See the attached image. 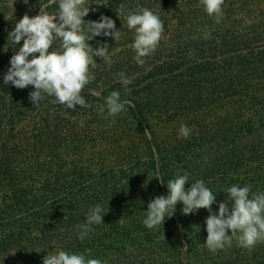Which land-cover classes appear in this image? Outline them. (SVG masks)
Wrapping results in <instances>:
<instances>
[{
	"label": "trees",
	"instance_id": "obj_1",
	"mask_svg": "<svg viewBox=\"0 0 264 264\" xmlns=\"http://www.w3.org/2000/svg\"><path fill=\"white\" fill-rule=\"evenodd\" d=\"M46 3L0 0V264H43L61 250L122 264L121 249L137 238L147 243L148 203L167 196V182L185 173L186 191L203 180L218 205L232 185L249 186V198L264 192V0H224L219 22L200 0H87L85 23L106 16L121 35L88 42L94 50L107 44L111 63L93 57L95 79L81 93L90 106L75 111L46 94L33 107L32 85L4 83L11 57L23 46V40H8L9 32ZM142 8L164 25L143 65L130 46L135 30L127 26V16ZM47 11L56 13L58 4ZM119 73L131 83L122 84ZM112 91L132 106L115 116L106 108L100 114ZM208 112L214 115L209 136ZM188 118L200 130L177 137L171 124ZM98 204L103 223L80 240L76 226ZM183 208L177 202L174 215L165 217L177 233L170 244L175 252L207 233L209 211L184 214Z\"/></svg>",
	"mask_w": 264,
	"mask_h": 264
},
{
	"label": "clouds",
	"instance_id": "obj_2",
	"mask_svg": "<svg viewBox=\"0 0 264 264\" xmlns=\"http://www.w3.org/2000/svg\"><path fill=\"white\" fill-rule=\"evenodd\" d=\"M27 4L28 0H24ZM87 0H47L40 7V12L34 17L27 14L9 32L8 40L15 45L23 40V46L10 59V68L4 76V83L9 82L16 88L23 89L29 85L34 91L29 93V99L34 106H39L47 96L55 97L56 102L66 109L75 111L76 106L89 107L81 93L86 85L94 80L89 72L96 62L93 57H100L110 64L107 44L93 49L89 41L94 36H112L115 41L120 38V31L115 29L112 19L101 16L100 21L85 23L88 15ZM209 16L215 15L216 22L223 16L222 5L224 0H200ZM58 4L56 13H49L47 9ZM127 26L135 30L134 43L131 47L136 52L138 64L145 63L143 57L150 55L158 46L164 31V25L158 15L147 8L133 12L127 16ZM85 27L87 33H85ZM90 34V35H89ZM56 41L60 43L54 46ZM54 46V47H53ZM53 50L49 52V48ZM39 53L29 59L30 54ZM121 83L127 86L131 80L124 73L118 74ZM93 95L100 96L99 92L92 91ZM104 104L99 106V113L105 108L108 116L121 113L125 106H132L130 100H122L120 92L112 91L103 97ZM191 129L181 125L178 134L187 138ZM161 183L162 178L157 177ZM189 181L187 173L178 175L167 182L168 195H160L148 203L146 218L143 224L152 229L163 224L165 217L171 218L175 212L177 202L184 205L183 213L189 214L201 208L209 211L207 217V238L205 246L215 253L231 245L235 237L238 245L251 250L258 242H264V192L256 193L249 198L250 187L232 185L225 192L227 199L218 206V213H213L211 205L215 202L213 191L205 186L203 180H196L186 191L185 185ZM231 203V207H229ZM108 211V210H107ZM105 210L101 205H95L86 214V221L77 225V235L80 240L93 231L92 225L103 223ZM123 217L118 221H122ZM229 230L231 235H229ZM43 264H102L99 259H86L83 254H70L58 251L48 254Z\"/></svg>",
	"mask_w": 264,
	"mask_h": 264
},
{
	"label": "rangeland",
	"instance_id": "obj_3",
	"mask_svg": "<svg viewBox=\"0 0 264 264\" xmlns=\"http://www.w3.org/2000/svg\"><path fill=\"white\" fill-rule=\"evenodd\" d=\"M204 116L207 119L204 131L205 134H209L213 129L211 118L214 115L208 112ZM182 124L187 125L191 131L194 130L196 133L200 130V126L196 124L195 119H182L171 124L172 131L177 137H179L178 130ZM208 134L206 135L209 136ZM226 197L222 194L221 199L225 200ZM218 206L217 202H214L211 205L212 212H216ZM230 206L231 203H229ZM167 224L164 219L163 224L149 229V235L145 240L147 243H142L144 245L140 244V239L137 238L132 248L121 249V257L124 260L122 264H264V242H258L249 250L239 246L236 238L233 237L230 246L226 245L224 249L213 253L205 246L207 233L200 242L192 244L193 241L191 240L190 244H185L175 252L171 249L170 244L176 242L177 233H172ZM228 234L231 235L230 230ZM158 242H163V245L157 246ZM153 243H155L154 246ZM193 253H196V255H193ZM102 264H104L103 261Z\"/></svg>",
	"mask_w": 264,
	"mask_h": 264
}]
</instances>
